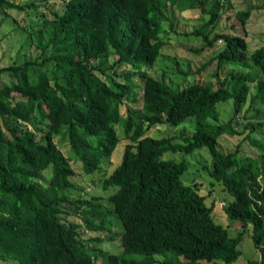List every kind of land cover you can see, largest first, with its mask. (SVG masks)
<instances>
[{
	"label": "trees",
	"instance_id": "1",
	"mask_svg": "<svg viewBox=\"0 0 264 264\" xmlns=\"http://www.w3.org/2000/svg\"><path fill=\"white\" fill-rule=\"evenodd\" d=\"M60 1L62 11L22 29L28 41L22 44L34 43L35 58L0 67L12 77L0 86V264H232L248 226L260 257L243 264H264V44L248 52L236 33L210 36L222 0ZM174 7L208 16L190 32L203 41L193 51L222 41L210 59L214 82L175 88L146 71L166 45L162 24ZM253 8L237 11V18L245 23ZM12 9L24 5L0 0V10ZM16 29L3 36L17 32L10 46L23 35ZM109 57L115 59L105 67ZM138 82L136 112L130 103ZM227 100L233 113L221 121L218 104ZM246 102L239 131L235 117ZM189 118L192 127L148 134ZM117 129L126 140L123 153L105 173ZM238 134L244 135L232 151H220L221 136ZM244 142L256 153H241ZM201 148L210 154L209 176L233 198L223 206L230 223L240 224L233 235L214 220L215 202L207 205L196 184L194 190L181 180L187 164L166 158L168 151ZM76 164L85 178L100 181L104 196L86 197L73 180ZM85 230L117 233L121 251L104 250L103 239L86 238Z\"/></svg>",
	"mask_w": 264,
	"mask_h": 264
},
{
	"label": "rangeland",
	"instance_id": "2",
	"mask_svg": "<svg viewBox=\"0 0 264 264\" xmlns=\"http://www.w3.org/2000/svg\"><path fill=\"white\" fill-rule=\"evenodd\" d=\"M19 5H24L23 10H0V67L9 66L14 63L24 62L25 60H33L36 56V46L33 42L26 47L23 45L24 31L22 29L31 30L40 24L43 18H51L52 11H62V2L60 0H15ZM223 7L221 8V17L215 30L210 33V36L215 32L224 31L225 33H236L239 36H243L247 42L248 52L260 47L264 44V8L259 7L262 4V0H222ZM33 7L28 4H32ZM249 6L254 8L251 10L249 18L245 23H242L236 16L237 11L246 10ZM208 7V6H207ZM169 21L162 24L163 31L161 36L166 41V45L163 47L161 54L156 59L151 68H147L146 71L156 77L161 78L172 87L182 88L192 82H199L207 84L211 81L214 82L213 71L216 67L215 61H210L213 56V50L218 49L222 45V41L218 40L215 43V48L211 51L197 53L193 51L194 48L203 44V41L198 37H194L190 32L195 31L201 25H203L208 16H201L197 8L183 9L172 8L166 11ZM16 26V30L23 34L21 38H17L10 46V39L14 38L17 34L11 33L6 37H3L5 33ZM205 31L211 29V27L204 28ZM186 33V34H184ZM12 43V42H11ZM115 57H109L105 67L111 63ZM124 69V68H123ZM12 80L7 73L0 74V86L4 83ZM139 89L136 92V101L130 103L131 107L136 111H140L141 105V89L140 82H138ZM248 103L246 102L238 115L235 117L237 129L242 130L244 123L247 119L244 118V110ZM220 111V120L226 121L233 113V104L231 100L223 101L218 104ZM124 112V108L122 109ZM264 114V107H263ZM251 115L250 113L247 116ZM193 118L187 119L183 124L179 126L160 125L149 131L153 137L160 135H167L180 130L184 126L192 127ZM117 128V127H116ZM189 131V129H187ZM192 130V129H191ZM264 131V130H263ZM121 130L117 129L119 136V142L114 149L110 160H105L102 164L103 171L109 173L114 167H116L123 153L124 140L121 137ZM244 134L238 135H223L219 139L220 151L226 153L232 151L239 139ZM255 137H260V132L253 134ZM58 137H55L57 140ZM60 147V146H59ZM61 150L64 153L68 147H62ZM256 149L251 147L248 142H244L240 146V152L248 155L256 153ZM166 158L172 159L176 162L183 161L187 164V170L182 173L181 180L186 184L194 188L196 184L199 194L205 197L207 205L211 202H215L212 216L217 223L226 226L229 229L231 235L240 230V224L237 221L230 223V220L224 212L223 201L228 204L232 201V196L225 190L221 183L214 181L208 174L210 168V154L206 148H201L192 153H184L182 151L171 152L168 151ZM75 166V176L73 180L78 185L84 188L86 197H90L92 194L95 196H104L100 187V181L95 179L94 182L85 178V175L80 170V164ZM202 166H205L207 170H203ZM116 190V189H115ZM109 191H113L110 189ZM225 206V205H224ZM69 220L78 221L77 216H68ZM115 220V218H113ZM229 221V222H228ZM114 231L116 232L117 223L115 222ZM113 230V228L111 229ZM86 238L101 237L103 239L101 247L112 253H118L121 251V242L117 233H109L106 231H84ZM112 236L110 239L109 237ZM240 250L239 257L232 264H243L247 259H258L260 252L255 248L251 240V226H248L243 234V238L238 245ZM161 259V258H160ZM6 264H12L10 261H5ZM202 264V263H201ZM206 264V263H204Z\"/></svg>",
	"mask_w": 264,
	"mask_h": 264
},
{
	"label": "clouds",
	"instance_id": "3",
	"mask_svg": "<svg viewBox=\"0 0 264 264\" xmlns=\"http://www.w3.org/2000/svg\"><path fill=\"white\" fill-rule=\"evenodd\" d=\"M224 206V201H223V205H221V207Z\"/></svg>",
	"mask_w": 264,
	"mask_h": 264
},
{
	"label": "built area",
	"instance_id": "4",
	"mask_svg": "<svg viewBox=\"0 0 264 264\" xmlns=\"http://www.w3.org/2000/svg\"><path fill=\"white\" fill-rule=\"evenodd\" d=\"M263 28H264V22H263ZM264 40V39H263Z\"/></svg>",
	"mask_w": 264,
	"mask_h": 264
}]
</instances>
